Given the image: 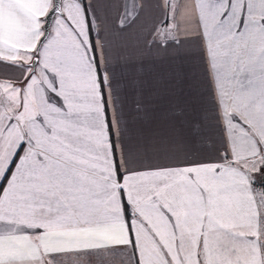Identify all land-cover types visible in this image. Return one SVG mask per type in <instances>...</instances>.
Returning a JSON list of instances; mask_svg holds the SVG:
<instances>
[{
	"label": "snow or ice",
	"instance_id": "snow-or-ice-1",
	"mask_svg": "<svg viewBox=\"0 0 264 264\" xmlns=\"http://www.w3.org/2000/svg\"><path fill=\"white\" fill-rule=\"evenodd\" d=\"M111 4L0 0V264H264V0Z\"/></svg>",
	"mask_w": 264,
	"mask_h": 264
},
{
	"label": "crops",
	"instance_id": "crops-1",
	"mask_svg": "<svg viewBox=\"0 0 264 264\" xmlns=\"http://www.w3.org/2000/svg\"><path fill=\"white\" fill-rule=\"evenodd\" d=\"M117 3L118 0H112L111 7L109 8L108 11L106 26L109 29H112L116 22ZM186 17L191 18L190 9H185L182 11L181 19H184ZM253 131H257V129H253ZM257 134L261 135L258 131ZM261 138L264 139V135H261ZM164 224L165 222L162 221L159 217H155L150 221L149 228L152 231L157 232L160 235L161 240L166 243L167 242L166 237L168 236V231L165 228ZM136 230L138 235V242L141 247L142 257L146 259L149 262V264H163V255L160 252L159 248L157 247L156 243L153 241L152 236L149 234L148 229H145L142 225L137 224ZM90 235L104 239L109 243L127 244L129 239L127 229L124 228L122 224V220L119 224L110 227L108 229H104L91 234L85 233L83 234V238L87 239ZM41 243L45 248V250L48 251L55 250L57 247L62 246L61 242L54 239L52 236L43 238Z\"/></svg>",
	"mask_w": 264,
	"mask_h": 264
}]
</instances>
